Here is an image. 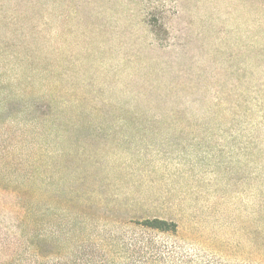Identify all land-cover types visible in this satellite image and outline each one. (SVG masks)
Instances as JSON below:
<instances>
[{"label":"rangeland","instance_id":"374dc122","mask_svg":"<svg viewBox=\"0 0 264 264\" xmlns=\"http://www.w3.org/2000/svg\"><path fill=\"white\" fill-rule=\"evenodd\" d=\"M40 78L81 110L49 127L52 224L137 233L192 264H261L264 0H0V175L15 178L0 177V243L17 237ZM152 217L176 233L126 223Z\"/></svg>","mask_w":264,"mask_h":264},{"label":"trees","instance_id":"16d2710c","mask_svg":"<svg viewBox=\"0 0 264 264\" xmlns=\"http://www.w3.org/2000/svg\"><path fill=\"white\" fill-rule=\"evenodd\" d=\"M38 83L42 91L36 93L34 116L29 125L22 124L21 128L25 136L22 142L31 154L30 170L24 165L21 169L22 183L11 189L19 201L20 211L12 224L17 229V237L14 240L9 236L1 238L3 260L0 264H192L183 256L171 259L167 251L165 254L149 251L148 241L137 233L113 232L106 225L99 229L81 218L77 222L66 223L61 215L58 222L52 224L49 218L52 205L48 197L49 127L56 121L79 117L81 110L49 96L45 78H40ZM90 113L97 115V110L92 109ZM0 177L2 183L15 179L8 172H3ZM126 223L160 232L176 233L178 228L174 221L158 217L136 218ZM263 249L264 236L261 264H264Z\"/></svg>","mask_w":264,"mask_h":264}]
</instances>
